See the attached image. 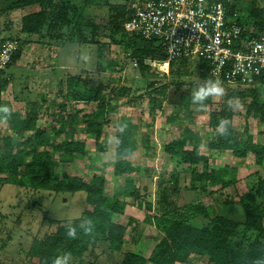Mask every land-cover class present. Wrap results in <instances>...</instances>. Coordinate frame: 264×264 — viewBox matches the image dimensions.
I'll return each mask as SVG.
<instances>
[{"label": "trees", "instance_id": "1", "mask_svg": "<svg viewBox=\"0 0 264 264\" xmlns=\"http://www.w3.org/2000/svg\"><path fill=\"white\" fill-rule=\"evenodd\" d=\"M130 1L123 0L114 4L111 0H81L80 3L75 0H0V16L15 10L35 8L33 12L22 17L23 38L14 37L20 42V50L13 59L14 65L24 55L30 42L27 39L28 35L42 37L47 30L52 41L75 43L78 37L83 44L98 45V58L101 62L98 72L108 70L110 66L107 65L104 54L105 44L101 43L96 34L102 27L87 12L89 8L105 6L108 9L105 27L109 31L107 34L109 49L123 47L127 56L138 61L143 77L148 79L147 88L150 91L149 100L152 101L153 109L161 108V104H156L158 100L154 99V95L155 93L166 95L167 87L155 89V79L165 74L151 73L153 67L149 66L147 61H165V48L159 40H146L138 34L126 32L125 23L129 19ZM259 1L250 0L246 7L247 14L240 23L253 25L258 33H264V9L258 6ZM170 72L178 78L177 102L174 103L173 100L169 102V106L175 108V111L168 116V122L174 123L182 111L183 117L187 118L190 115L189 97L181 92L184 79L195 72L196 78L201 81L209 80V65L202 60L183 58L170 64ZM64 89L62 85L60 90L62 97L81 102H95L96 109L81 119L78 114L82 110L70 113L58 122V126L47 129L38 126L37 104L34 103L25 112V116L11 112L7 117L10 134L0 136V174L6 175L0 182L54 190L58 194L84 195L86 207L82 215L71 223L78 226L81 219L91 218L95 225L90 235H85L77 227V239L67 237L69 223L59 225L57 231L51 235L36 239L30 249V257L36 264H51L52 258L64 253L71 254V264H81L88 249L101 242L109 243L112 251L122 254L123 258L119 264H178L187 263L194 256L201 257L204 264H253L256 258L264 256V210L262 204L258 202L259 197L264 200V178L259 181L257 189L250 187L247 193L238 196V203L246 213L244 222L217 214L212 205L203 202L202 198L207 189L230 187L240 181L241 177L237 169L228 165L211 169L210 165L214 164L215 160L203 153L200 135L189 127L185 128L186 131L179 139L167 144L166 151L173 158L182 161L184 171L191 175V188L198 191L199 197L177 209L169 206L167 195L159 199L158 209L161 214L156 216L148 214L146 222L154 223L164 233V238L160 240L149 258L141 253L128 251L124 241L128 227L115 222V215L125 214L129 202L139 208L153 211L150 202L142 203L141 198H144V194L141 185L136 183L132 176L137 167L127 160L134 154L138 143L133 135L136 125L131 119L128 116H120L116 132V154L120 160L114 163L113 173L125 180L124 191L120 195L111 196L106 193L104 171L86 181L81 176H61L55 172V168L60 162H75L87 152L85 144L76 140L81 122L85 125L82 130L95 136L96 148L98 150L106 148L102 135L106 133L111 123L110 115L119 111V106L115 105L114 101L118 96L126 97L131 90L128 87L108 90L104 81L90 71L70 75L66 80V93ZM228 89L229 93L226 96L228 100L239 99L247 106V116L254 113L264 122V74L253 86ZM66 105V103L60 105L63 112L67 110ZM236 115L233 111L219 113L217 109L211 113L209 124L216 134L207 142V148L221 152L230 151L239 159H246L252 155L255 164L264 168V144L257 143L247 127L246 139L236 137L233 127V118ZM221 118L229 121L227 136H221L217 132ZM53 153L59 154V160L55 159ZM201 163L202 170L199 172L195 167Z\"/></svg>", "mask_w": 264, "mask_h": 264}, {"label": "rangeland", "instance_id": "2", "mask_svg": "<svg viewBox=\"0 0 264 264\" xmlns=\"http://www.w3.org/2000/svg\"><path fill=\"white\" fill-rule=\"evenodd\" d=\"M61 1V0H58ZM80 3L81 0H75ZM117 4L123 0H111ZM250 0H237L238 8L247 14V5ZM258 6L264 9V0L258 2ZM35 8L15 10L0 16V38L20 37L22 17L33 12ZM96 23L101 25L96 34L101 43L105 44L104 54L107 65L110 68L98 72L101 62L98 58V45L83 44L76 37V42L50 38L47 30L43 36H29L30 41L20 62L9 67L4 76H10L11 80L0 82V107L7 106L11 112H17L25 116L34 103L37 104L38 126L50 129L58 126V122L70 113L78 110L81 119L84 115L93 112L97 104L95 102L76 101L62 97L60 90L65 87L70 75L79 72L90 71L104 81L108 90L130 88V93L124 97H117L114 104L119 106L118 113L110 115L111 123L102 140L106 143L104 150L96 148L95 136L85 133L81 122L76 134V140L85 144L87 152L75 162H60L55 172L61 176H81L86 181L98 175L101 171L106 176V193L120 195L124 191V178L116 177L113 165L120 158L116 154V135L120 116H128L136 125L133 131L137 140V147L133 155L127 160L137 169L132 173L136 183L141 185L144 198L143 204L150 202L153 211L139 208L129 202L123 215H115L114 221L128 227L124 241L127 250L137 252L149 258L154 248L164 238V233L153 223H147V215H160L158 200L167 195L168 204L174 209L182 208L193 201L199 195L198 191L191 188V175L184 171L183 163L179 158H173L166 151L167 144L179 139L189 127L194 133L200 135L203 141L202 151L205 155L215 160L210 168H218L228 165L237 169L241 177L235 185L227 188L209 187L203 196V202L212 205L217 214L244 222L246 213L238 203V196L247 193L250 187L257 189L259 181L264 178V168L255 164L254 157L249 155L246 159H239L230 151H217L207 148V142L215 136L216 131L209 124L211 113L216 109L219 113L229 111L237 115L233 118V127L236 137L246 139L248 130L253 134L257 143L264 144V122L254 113L247 116V106L238 100L240 107L229 109L228 87L222 97H209L205 101L206 108L201 109L192 103L191 93L205 81L196 78L192 72L184 80L181 92L189 97L190 115L183 117L184 111L177 116L174 123L168 122V116L175 111L169 106L170 100L177 102L176 78L169 73L159 75L155 79V89L166 86V95L155 93L156 104L162 107L153 109L149 100L148 79L144 78L141 69L127 56L123 47L114 50L109 49L107 38L108 29L105 27L108 21V9L105 6H96L87 9ZM58 34V32H57ZM151 73L160 74L158 68H152ZM106 90V91H108ZM164 96L165 99H164ZM87 98V95L85 96ZM163 100V101H162ZM66 103L67 110L63 112L60 105ZM179 118H181L179 120ZM184 120V123H183ZM7 119L0 114V136H7ZM56 160L59 154L53 153ZM106 165V167H105ZM201 172L202 163L195 167ZM6 177L0 174V180ZM264 210V200L258 198ZM86 207L84 195L73 193L58 194L54 190L35 189L22 187L11 183L0 182V264H36L30 257V249L36 239H42L57 231L59 225L77 220ZM122 254L112 251L109 243L101 242L91 246L83 257L81 264H119ZM178 264H204L201 257L194 256L187 263Z\"/></svg>", "mask_w": 264, "mask_h": 264}, {"label": "built area", "instance_id": "3", "mask_svg": "<svg viewBox=\"0 0 264 264\" xmlns=\"http://www.w3.org/2000/svg\"><path fill=\"white\" fill-rule=\"evenodd\" d=\"M237 0H131L125 30L159 40L166 60H148L168 74L170 64L188 58L209 65V79L224 87H250L264 74V33L241 24L245 14ZM20 50L17 38H0V82ZM135 65L138 61L131 58Z\"/></svg>", "mask_w": 264, "mask_h": 264}, {"label": "clouds", "instance_id": "4", "mask_svg": "<svg viewBox=\"0 0 264 264\" xmlns=\"http://www.w3.org/2000/svg\"><path fill=\"white\" fill-rule=\"evenodd\" d=\"M225 95V88L222 85L220 80H206L203 84L199 85L195 90L192 91V103L198 105L201 109L206 108L205 101L209 97H222ZM229 109H236L240 107L238 100H229L228 102ZM0 114H3V118L7 119L11 114V110L7 106L0 107ZM229 121L221 118L217 126V132L221 136H227ZM77 227L83 231L85 235H90L94 231V222L91 218L81 219L78 226L72 225L69 221V227L67 229L66 235L69 239H77L78 232ZM71 254L64 253L62 255H57L52 258L51 264H71ZM253 264H264V256L258 257L253 261Z\"/></svg>", "mask_w": 264, "mask_h": 264}, {"label": "crops", "instance_id": "5", "mask_svg": "<svg viewBox=\"0 0 264 264\" xmlns=\"http://www.w3.org/2000/svg\"><path fill=\"white\" fill-rule=\"evenodd\" d=\"M22 59H23V58H22ZM19 62H20V61H19ZM19 62H18V63H19ZM18 63H17V64H18Z\"/></svg>", "mask_w": 264, "mask_h": 264}]
</instances>
